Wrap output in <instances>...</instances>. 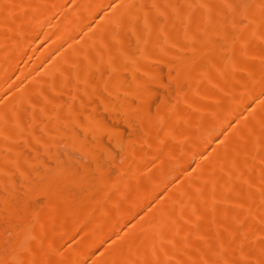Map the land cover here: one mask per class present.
<instances>
[{
	"label": "bare ground",
	"instance_id": "1",
	"mask_svg": "<svg viewBox=\"0 0 264 264\" xmlns=\"http://www.w3.org/2000/svg\"><path fill=\"white\" fill-rule=\"evenodd\" d=\"M0 264H264V0H0Z\"/></svg>",
	"mask_w": 264,
	"mask_h": 264
},
{
	"label": "rangeland",
	"instance_id": "2",
	"mask_svg": "<svg viewBox=\"0 0 264 264\" xmlns=\"http://www.w3.org/2000/svg\"><path fill=\"white\" fill-rule=\"evenodd\" d=\"M162 68H163V67H162ZM162 68H161V69H162ZM163 69H164V70H162V75L164 74V76L166 77V71H165L166 69H165V68H163ZM155 89H156L157 91H159V90L162 91V89L159 88V86H157V88L155 87ZM163 89H164V88H163ZM164 91L166 92L165 89H164ZM165 92H164V93H165ZM160 93L163 94V91H162V92H159V94H160ZM160 98H161V96L158 97V100H159V101L161 100ZM158 100H157V101H158ZM106 115H107L106 113H103V114L101 115V118H102L103 120L107 121V123L109 122L108 124H109L110 126H115V125H117V127H119V128H121V126H124V125H121L120 123H116V122L113 121V120L111 121L110 119L107 118ZM105 118H106V119H105ZM121 129H124V127L121 128ZM106 141H107V138L105 139V142H106ZM107 142H108V141H107ZM107 142H106V143H107ZM69 152H70L71 155L74 154L73 157H74V156H75V157H78V156H79V155H78L77 153H75L74 151H70V150H69ZM118 153L120 154V151L116 148V149H115V154L117 155ZM75 154H77V156H76ZM117 156H120V155H117ZM76 159H77V158H76ZM79 159H80V158H79ZM39 199H40V198L37 199L38 204H40V203L43 204V201H42L43 199H42V200H41V199L39 200Z\"/></svg>",
	"mask_w": 264,
	"mask_h": 264
}]
</instances>
